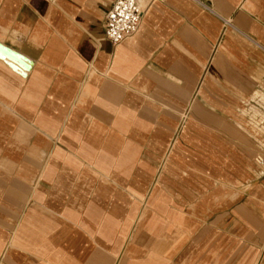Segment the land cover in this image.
Returning <instances> with one entry per match:
<instances>
[{
    "label": "crops",
    "instance_id": "crops-1",
    "mask_svg": "<svg viewBox=\"0 0 264 264\" xmlns=\"http://www.w3.org/2000/svg\"><path fill=\"white\" fill-rule=\"evenodd\" d=\"M113 1L0 0V264H264V0Z\"/></svg>",
    "mask_w": 264,
    "mask_h": 264
},
{
    "label": "built area",
    "instance_id": "built-area-1",
    "mask_svg": "<svg viewBox=\"0 0 264 264\" xmlns=\"http://www.w3.org/2000/svg\"><path fill=\"white\" fill-rule=\"evenodd\" d=\"M152 1L164 0H114L105 12L104 36L112 46L132 36L138 29L146 7ZM202 7L211 10L209 0H194ZM258 164H264V158L257 155Z\"/></svg>",
    "mask_w": 264,
    "mask_h": 264
},
{
    "label": "rangeland",
    "instance_id": "rangeland-1",
    "mask_svg": "<svg viewBox=\"0 0 264 264\" xmlns=\"http://www.w3.org/2000/svg\"><path fill=\"white\" fill-rule=\"evenodd\" d=\"M262 105L264 106V96L263 95H262ZM262 119H264V118H262ZM242 126H243L242 132L244 131L243 134H244L245 138L250 140V139H252V137H254V139H256V143H258L260 145L261 156L263 157L264 156V120H261L260 135L254 134L253 127H249V126H247V124L242 125ZM263 169H264V166H263L262 170Z\"/></svg>",
    "mask_w": 264,
    "mask_h": 264
}]
</instances>
